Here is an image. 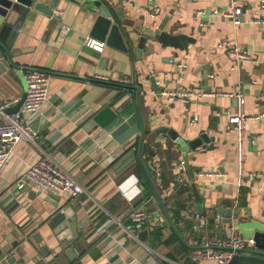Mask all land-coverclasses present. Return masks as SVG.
<instances>
[{"label":"crops","instance_id":"1","mask_svg":"<svg viewBox=\"0 0 264 264\" xmlns=\"http://www.w3.org/2000/svg\"><path fill=\"white\" fill-rule=\"evenodd\" d=\"M101 1L125 17L127 51L105 41L103 51L88 47L85 39L91 37L95 17L85 3L76 2L60 12V20L32 11L15 44L24 52L17 61L51 78L43 107L28 119L37 142L91 196L19 189L18 181L42 156L33 143L21 140L13 147L12 159L0 167V231L19 241L27 262L43 249L64 245L76 222L88 243L84 264H215L191 258L193 241L225 238L237 221L264 223V181L239 183L251 172L264 174V118L252 117L264 115V23L252 22L264 19V8L258 0H240L242 22L235 25L223 14L230 9L229 0ZM165 17L168 21L160 30ZM142 37L146 39L140 47ZM224 40L238 43L250 58L230 57L219 47ZM27 72L0 70L1 101L26 93ZM123 77L139 92L120 83ZM163 82L168 89L199 87L208 95L189 103L170 102L158 93ZM218 92H241L246 100L244 111L250 118L245 123L242 167L238 134L229 121L238 99ZM194 116L198 119L191 122ZM160 127L178 137L156 133ZM142 129L146 167L139 158ZM203 133L209 142L188 147ZM128 153L134 159L120 177L117 167ZM184 155L189 169L180 171L177 165ZM155 164L161 167V183ZM201 172L224 176H198ZM193 183L209 218L203 230L193 215ZM219 206L233 215L224 216L221 224L216 221ZM134 210L147 213L143 225L132 221Z\"/></svg>","mask_w":264,"mask_h":264},{"label":"built area","instance_id":"2","mask_svg":"<svg viewBox=\"0 0 264 264\" xmlns=\"http://www.w3.org/2000/svg\"><path fill=\"white\" fill-rule=\"evenodd\" d=\"M240 0H229L228 11L223 12L224 16L229 18L235 25L242 22L243 7L239 2ZM259 7L264 8V0H258ZM158 12V8L154 9ZM253 23H264V19L254 18ZM85 43L88 47L98 51H103L105 43L98 41L92 37H86ZM220 48L226 49L230 57L236 58L238 61L247 60L250 58L248 51L242 48L235 41L224 40L219 44ZM177 67L183 69L186 65L176 63ZM212 77L214 75H211ZM50 75L40 71H28L26 74L27 90L26 97L21 108L16 112H9V108L15 106L21 97L14 96L4 100H0V167L8 163L13 157V147L21 140L33 143L40 151L41 158L33 164L25 177L20 179L17 183L19 189L31 187L39 193H47L52 195H60L62 193H69L73 196L81 194H88L90 192L84 185L74 177L69 170L59 163L50 151H47L37 142V131L32 129L29 123V117L38 113L43 107L46 99L48 98ZM131 82L129 77H123L120 83L127 85ZM160 83H158V86ZM158 93L164 96L170 102H183L189 103L191 100L200 99L207 96L208 93L204 92L199 87H177L168 89L167 82H163L158 90ZM220 95L237 96L238 106L236 111L230 115V123L233 125L234 130L238 134L240 142L239 156L241 167L244 160L243 144L245 123L250 118L244 111V104L246 102L244 95L241 92H218ZM255 119L261 120L264 115H254ZM198 119L194 116L191 122ZM176 141V140H175ZM136 149V147H134ZM185 161L181 159L178 162L177 169L186 171ZM155 171L159 183L161 179V167L155 164ZM198 176H224L222 172H201ZM178 179L183 181L179 176ZM256 179L264 181V174L259 172H251L246 177H240V184L251 183ZM186 181L184 184L186 185ZM188 184V183H187ZM194 217L199 221L198 228L205 229L208 222L207 214L195 212ZM130 217L136 226L143 225L147 220V213L144 211L134 210L130 212ZM117 220V219H116ZM216 221L221 224L224 221L223 214H216ZM120 226L131 235H134V230L126 227L120 221ZM136 237V236H135ZM192 250L190 253L194 261L203 259H212L215 264H229L231 258L244 249L254 245L252 238H244L236 228L235 223L231 226V231L225 238L217 236L204 237L203 239L193 241Z\"/></svg>","mask_w":264,"mask_h":264},{"label":"water","instance_id":"3","mask_svg":"<svg viewBox=\"0 0 264 264\" xmlns=\"http://www.w3.org/2000/svg\"><path fill=\"white\" fill-rule=\"evenodd\" d=\"M70 2L85 3L87 10L95 17L90 31L91 37L105 41L106 44L115 47L122 51L128 50V45L125 41V33L122 26L127 25L125 17L120 13L110 10L101 0H0V70L4 69L15 71H41L38 68L30 67L29 65H22L16 59L24 52L22 49L15 47L18 40L20 30L32 11H36L43 15L60 20V12L64 11ZM168 21V17L159 25L162 30ZM145 37L140 40V47L143 46ZM140 57V49L137 50ZM152 84H156L155 76L150 77ZM128 86V85H126ZM135 88L139 92L138 86H128ZM158 89V87H157ZM26 97L24 93L21 100L13 107L9 108V112L18 111ZM156 133H167L171 139H176L178 134L172 129L160 127L156 129ZM144 131L142 129L141 144L139 149L140 162L146 167L142 159V145H143ZM204 142H209L206 133L191 140L188 147L194 149L199 146H204ZM182 144L178 145L181 147ZM183 146V145H182ZM133 153H128L125 157V163H120L117 167L119 169L120 177L125 172L123 171L133 162ZM184 161L187 169H189L188 157L184 155ZM131 169V168H130ZM127 169V170H130ZM152 184L154 185V181ZM155 187V185H154ZM193 193L196 200V210L203 214L205 210L202 207L200 196L198 194L196 185L193 183ZM217 213L223 214L227 218L233 217L225 207L219 206L216 209ZM240 214V211H237ZM252 214L249 213V217ZM190 224V219H186ZM237 230L244 238H252L254 245L244 249L241 253L235 254L229 264H264V223L255 220H242L235 223ZM73 236L67 239L64 245H59L56 248L48 249L41 252V255L30 259L28 262L24 258V254L20 251L19 241L13 240V237L5 235L0 231V264H84V248L88 243L79 235L78 226L75 223L71 225ZM67 244V246H66ZM17 247V248H16ZM17 250H16V249Z\"/></svg>","mask_w":264,"mask_h":264},{"label":"trees","instance_id":"4","mask_svg":"<svg viewBox=\"0 0 264 264\" xmlns=\"http://www.w3.org/2000/svg\"><path fill=\"white\" fill-rule=\"evenodd\" d=\"M177 213H180V211H177Z\"/></svg>","mask_w":264,"mask_h":264}]
</instances>
